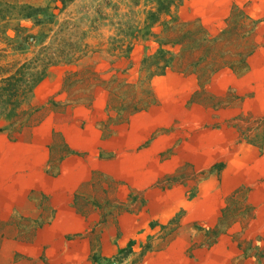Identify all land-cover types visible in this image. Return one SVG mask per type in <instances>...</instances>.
<instances>
[{"label": "rangeland", "instance_id": "rangeland-1", "mask_svg": "<svg viewBox=\"0 0 264 264\" xmlns=\"http://www.w3.org/2000/svg\"><path fill=\"white\" fill-rule=\"evenodd\" d=\"M5 1L49 6L55 15L49 35L56 37L57 42L65 39L74 44L83 34L88 53L76 62L50 67L22 112L12 121L0 117V179L7 177L9 184H19L18 177L24 173L29 180L35 163L44 160L45 154L36 150L31 131L41 122V108L52 111V146L44 169L52 176L58 174V164L66 157L89 154L72 150L64 142L66 136L76 143L80 134L74 127L77 126L84 131L82 137L90 146L98 144L99 138L103 143L106 140L109 145H116L115 153L104 148L97 153L98 159L112 160L117 154L115 160L121 162V167L91 161L101 169L95 171L98 176L142 177L133 170L135 166H130L133 158L124 153L129 150L118 147L133 141V123L147 121L158 128L148 141L159 149L156 162L165 165L169 161V167L164 169L153 163L151 176L148 168L146 176L156 179L168 171L162 176L161 186L191 180L188 199L205 182L206 188L208 183L228 191L232 188L222 216L216 228L208 231L205 242L211 244L229 230L248 264H264V17L250 15V9L256 14L259 8L254 3L250 8L248 4L252 3L246 0H184L177 11L179 20L187 24L184 30L194 31L196 38L206 37L208 42L192 50L188 46L182 51L172 48L177 63L147 81L141 70L142 61L155 52L156 45L155 38L146 33H160L162 29L159 22L150 26L148 15L156 7L151 0H73L65 6L60 1ZM13 27L14 23L1 29L4 33L0 31V78L37 49L30 38L28 51H20ZM20 27L24 29L23 36L43 31L29 20L21 21ZM197 28L202 32L198 33ZM213 69V73L202 76ZM49 93L52 98L46 105L32 106V100ZM139 113L145 116L135 119ZM160 137L161 145L157 139ZM192 137L191 143L209 158L207 166L202 161L199 168L193 164L190 167L179 160L186 153L185 148L190 151L191 144L184 142ZM179 163L180 168L176 166ZM121 168H125L123 173H119ZM3 173L7 175L2 176ZM40 195L35 206L41 213L13 216V223L2 233L22 240L24 253L21 250L14 258L23 259L24 264L46 263L52 252L48 245L34 242L52 218L50 200L43 193ZM101 202L100 210L108 207L103 210L102 219L108 218L109 211L122 208L110 200ZM85 203L80 198L74 200L78 207ZM173 220L166 225L168 228L175 226L177 220ZM145 250L146 247L141 248L136 260L128 264H138Z\"/></svg>", "mask_w": 264, "mask_h": 264}, {"label": "crops", "instance_id": "crops-1", "mask_svg": "<svg viewBox=\"0 0 264 264\" xmlns=\"http://www.w3.org/2000/svg\"><path fill=\"white\" fill-rule=\"evenodd\" d=\"M246 1L252 3L248 4L250 8H253V3L259 8L256 14L250 9L252 17H264V0ZM51 98L52 93H49L36 101L32 100L31 104L41 108ZM40 111L38 117L41 122L39 126L32 127L31 131L36 138V150L45 154L44 160L35 163L29 180H26L24 173L18 177L19 184H9L7 177L0 179V192L3 193L0 196V264L25 263L23 259L19 261L14 258L23 249L20 247L22 240L3 236L2 233L7 231L9 223H13V216L41 213V209H36L35 206L40 193L52 205L50 223L45 224L34 239V242L48 245L52 249L47 262L40 264H99L111 260L128 245L131 246L132 253L123 259L122 264L134 262L143 247L146 250L138 264H248V259L242 257L238 241L233 239L229 230L217 236L211 244L205 242L208 231L216 228L226 197L232 192V188L228 191L218 188L215 183H208L206 188L205 182L199 184L196 195L188 199L187 191L188 185L192 184L191 180L161 186L162 176H166L168 171L161 172V176L156 179L150 177L154 164L164 169L169 167L166 165L169 161L165 165L157 163L159 149L148 142L158 128L148 125L147 121L133 123V141L118 147L129 150L130 153H124L133 158L130 166H135L133 170L138 176L143 174L142 177L118 176L115 179H105L98 176L95 171L101 169L96 163L121 167V162L115 160L117 154L112 160L98 159L97 153L104 148L115 153L116 145H109L106 140L103 143L99 138L98 144L90 146L82 137L84 131L77 126L74 127L80 134L76 143L73 144L66 136L64 142L72 150L88 151L89 154L85 157H66L58 164V174L52 176L44 172L46 159L50 156L49 147L52 146V111L45 108ZM143 116L145 113H139L134 118ZM192 124L195 129L196 125ZM157 139L161 145L162 138ZM192 141L193 137L184 142L186 145L191 144L190 151L185 148L186 153L179 160L190 167L193 164L199 168L202 161L207 166L209 158ZM91 161L96 163H90ZM176 166L180 168L182 164ZM147 168L149 177L146 176ZM124 170L125 168H121L119 173ZM3 174L2 176L7 175ZM29 193H34V196L30 197ZM76 198L85 201V205L76 206ZM107 200L122 208L109 211L108 218L102 219L103 210L106 211L108 207L104 206L100 210L99 205L102 204L101 201L104 204ZM173 219L177 220L175 226L168 228L166 225ZM22 252L24 253L23 250Z\"/></svg>", "mask_w": 264, "mask_h": 264}, {"label": "trees", "instance_id": "trees-1", "mask_svg": "<svg viewBox=\"0 0 264 264\" xmlns=\"http://www.w3.org/2000/svg\"><path fill=\"white\" fill-rule=\"evenodd\" d=\"M60 1L64 6L73 0H48V2ZM184 0H151L155 4V11H150L148 19L150 26L156 22L162 25L160 33H152L148 31V35H152L155 39L156 50L151 55L144 56L141 70L146 73L147 81L154 76L163 74L166 69L173 67L177 63V54L172 48L179 47L182 51L186 46L189 50L198 48L206 41V37L196 38L194 31L184 30L187 24L179 20L177 11ZM168 17V20H162ZM55 15L50 11L49 6H33L29 4H14L5 0H0V31L13 25L16 31L15 40L21 44L20 51L26 52L28 39H33L37 45V49L32 52L30 58L17 62L12 70L3 73L0 78V117L8 120H14L24 105H28V101L32 95L34 88L43 80L47 70L55 65L65 63H73L88 53V45L83 42V34L80 39L70 44L65 39L57 42L56 37L52 38L49 34L52 32V24ZM29 20L34 27H40L38 35L23 36V28L20 22ZM201 28H197V32L201 33ZM4 33V32H2ZM147 37V35H146ZM49 39V42L46 41ZM12 43L14 39H10ZM123 46V41L121 47ZM130 48L129 45L126 46ZM147 47V46H146ZM68 48V49H65ZM147 49V48H146ZM126 51V50H125ZM202 73V76L211 74ZM208 77V76H207ZM206 78V77H205ZM207 79V78H206ZM132 253L131 246L121 249L114 258L108 262L120 263Z\"/></svg>", "mask_w": 264, "mask_h": 264}]
</instances>
